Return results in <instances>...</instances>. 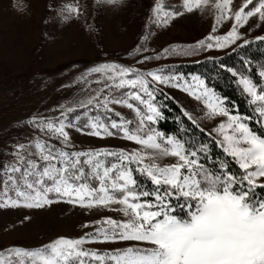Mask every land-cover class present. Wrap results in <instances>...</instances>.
I'll return each instance as SVG.
<instances>
[{"label": "snow or ice", "instance_id": "1", "mask_svg": "<svg viewBox=\"0 0 264 264\" xmlns=\"http://www.w3.org/2000/svg\"><path fill=\"white\" fill-rule=\"evenodd\" d=\"M208 2L182 0L179 6H163L155 0L153 23L167 25L171 19L199 10ZM232 3L216 0L217 25L233 20L227 15ZM69 11L79 10L69 6ZM252 17H258L255 26L264 23V0H244L226 34H210L190 48H165L144 60L230 47L242 39L238 29ZM257 39L264 40V36ZM141 50L147 51L143 46L137 51ZM88 72L101 74L109 82L105 85L108 95L101 99L98 93L95 100L87 101L98 110L97 115L76 124L67 115L74 109L68 108L58 121L34 118L32 123L60 140L64 148L73 147L68 129H75L101 139L118 136L135 142L140 150L66 151L38 140V162L26 159L20 152L25 146L19 145L15 153L19 166L14 163L5 168L6 179L0 178V208L40 209L64 202L91 210L118 204L120 208L115 210L127 219L99 221L108 227L98 228L96 234L103 236L104 242H125L126 246L123 251L98 255L81 248L86 243L84 238L60 237L35 250L14 247L0 251V264H14V257L18 264H25V260L28 264H86L85 257L101 262L107 258L114 264H264V191H258L264 190V132L249 125L250 117L230 113L200 77L192 79L202 92L187 82L181 84L183 77L179 75L161 74L163 69L142 73L116 63H102ZM240 83L256 106L258 119L264 121V88L258 89L246 77H241ZM158 85L181 88L197 100L204 98L208 116L227 118L216 128L222 137L216 144L230 160L207 167L199 155L204 153L207 159V145L194 149L175 137L165 138L151 128L145 130L147 123L161 115L154 103ZM110 104L126 106L138 121L121 117ZM184 115L191 119L187 112ZM74 119L78 121L80 116ZM133 124L135 127H130ZM167 158L175 161L160 163ZM233 163L238 172L231 170ZM136 173L148 180L151 190L140 186ZM177 209L185 216H179Z\"/></svg>", "mask_w": 264, "mask_h": 264}, {"label": "rangeland", "instance_id": "2", "mask_svg": "<svg viewBox=\"0 0 264 264\" xmlns=\"http://www.w3.org/2000/svg\"><path fill=\"white\" fill-rule=\"evenodd\" d=\"M160 2L163 6H179L182 0ZM154 3L155 0H0V150L12 157V164L19 166L15 156L19 145L25 146L20 152L26 159L38 162L36 141L64 148L47 130L36 127L32 123L34 118L58 121L62 112L72 108L73 112L82 110L83 117L76 120V124H81L98 114L87 101L95 100L98 93L101 99L108 95L105 85L109 82L101 74L89 73L90 68L116 63L142 73L163 69L161 74L179 75L183 77L181 84L187 82L194 90L202 92L192 79L197 75L177 74L171 68L180 62L224 56L237 49V45H244L245 40L250 42L264 36V23L255 26L258 17H252L238 29L242 39L230 47L144 60L145 56L155 57L165 48H190L210 34H226L234 22L235 11L244 0H233L227 13L233 20L222 21L219 25L215 19L216 0H209L207 6L171 19L167 25L153 23ZM69 6L79 11L70 12ZM141 46L147 51H137ZM157 89L174 98L184 113L189 114L190 120L211 138L222 139L216 128L227 118L208 116L204 98L197 100L181 88L158 85ZM109 107L121 117L138 121L126 106L110 104ZM141 108L146 111L144 106ZM70 114L67 113L68 117ZM154 123H147L145 130L154 129ZM68 131L73 147L64 148L66 151L131 152L141 148L118 136L101 139L75 129ZM174 161L175 158H167L160 163ZM261 181L264 182V178ZM119 208L120 205L113 204L89 210L64 202L40 209L0 208V251L14 247L35 250L60 237L84 238L86 243L81 248L87 251H123L125 242H104L103 236L96 234L98 228L108 227L99 221L127 219L115 210ZM85 224L88 227H84ZM13 261L18 264V258L14 257ZM97 261L92 259L91 264Z\"/></svg>", "mask_w": 264, "mask_h": 264}, {"label": "trees", "instance_id": "3", "mask_svg": "<svg viewBox=\"0 0 264 264\" xmlns=\"http://www.w3.org/2000/svg\"><path fill=\"white\" fill-rule=\"evenodd\" d=\"M175 73L185 76H199L218 97L224 101V105L231 113L243 118H251L247 122L257 132H264V121L258 119V113L255 105L251 103L250 96L243 90L240 83L241 77L252 80L257 88H264V40L256 39L244 44L230 53L218 58H202L199 62L189 61L186 63H177L171 68ZM231 69L232 71H229ZM233 72L236 75H233ZM156 106L161 115L156 119L153 128L164 134V137H175L187 145H192L194 149H199L201 145H207L209 152L207 159H204V153H199L201 162L207 167L218 165L220 162L230 160L222 153V148L216 144L206 132L202 131L192 120L184 115L181 106L163 90L157 89L155 93ZM100 113L103 109L99 110ZM83 117L82 110L72 112L69 119L73 122L75 116ZM111 118L118 119L113 113H109ZM80 122V121H79ZM78 123V122H77ZM79 124V123H78ZM56 147V146H55ZM12 157L6 154V151L0 150V178L6 179L5 168L12 165ZM133 167H135L133 165ZM233 172H238L237 166L233 163L231 166ZM136 178L140 186L151 190L152 185L148 180L136 173ZM258 191H264L258 189ZM179 216L184 217L185 213L177 209ZM98 255H104L107 252L115 253V250H96ZM87 264H91L92 258H84ZM97 264H114L113 261H97Z\"/></svg>", "mask_w": 264, "mask_h": 264}]
</instances>
